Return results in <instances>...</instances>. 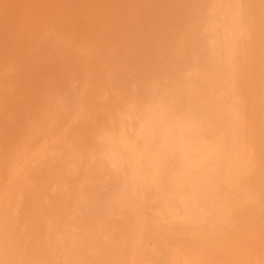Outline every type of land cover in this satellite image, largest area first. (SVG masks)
<instances>
[{"label":"bare ground","instance_id":"1","mask_svg":"<svg viewBox=\"0 0 264 264\" xmlns=\"http://www.w3.org/2000/svg\"><path fill=\"white\" fill-rule=\"evenodd\" d=\"M0 264H264V0H0Z\"/></svg>","mask_w":264,"mask_h":264}]
</instances>
